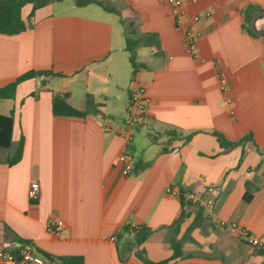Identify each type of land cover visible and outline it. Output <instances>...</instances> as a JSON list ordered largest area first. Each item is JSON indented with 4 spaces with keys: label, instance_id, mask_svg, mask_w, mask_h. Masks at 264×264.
Here are the masks:
<instances>
[{
    "label": "crops",
    "instance_id": "0c3cea01",
    "mask_svg": "<svg viewBox=\"0 0 264 264\" xmlns=\"http://www.w3.org/2000/svg\"><path fill=\"white\" fill-rule=\"evenodd\" d=\"M102 1L119 15L73 0L32 15L28 4L21 13L27 30L0 34V88L32 71L57 75L24 81L13 99H0V117L14 120L11 147L0 148V248L81 256L84 264H145L138 249L119 253L116 235L123 226L147 227L152 234L140 249L159 263L172 256L169 227L183 210L182 197L167 190L199 194L208 186L213 205L201 206L203 220L192 229L189 211L178 235H186L187 257L175 264H264V41L247 31L244 16L264 10V0H183L187 18H201L194 56L163 0ZM255 27L264 29V18ZM127 37L147 39L137 48L144 68L134 81ZM138 88L148 102L128 141L125 120ZM65 93L81 111L91 95L98 113L55 117L52 99ZM214 133L229 142L252 138L223 149ZM21 137L22 159L9 166ZM125 153L135 163L128 176ZM34 182L41 193L31 203ZM58 221L63 228L51 233ZM231 224L261 247L231 233Z\"/></svg>",
    "mask_w": 264,
    "mask_h": 264
},
{
    "label": "trees",
    "instance_id": "16d2710c",
    "mask_svg": "<svg viewBox=\"0 0 264 264\" xmlns=\"http://www.w3.org/2000/svg\"><path fill=\"white\" fill-rule=\"evenodd\" d=\"M62 1L64 0H0V34L9 36L19 35L27 30V25L23 21L21 15L22 9L26 5H32L33 15L36 10L42 7ZM73 2L77 8H83L89 5H98L106 12L116 13L119 15V12L114 7L107 6L102 0H73ZM254 12L255 10L253 8H249L244 12L245 21L247 24L246 29L252 36L254 35L250 30V20ZM260 38L264 41V36H261ZM146 40V38L143 40L133 39L129 37L126 38V51L129 54L133 81L137 73L142 68H144V65L140 64L137 61V48L142 42H146ZM38 76L51 78L56 77L57 75L50 71L28 72L18 77L14 82L8 84L3 88H0V99H13L15 96V91L19 84L23 83L24 81L34 79ZM68 100L69 94L67 93L54 95L52 99V113L55 117L84 119L89 115L98 113V105L95 103V100L91 95L86 96L87 108L84 111L74 108ZM13 126V113L10 116L0 117V148L9 149L11 147ZM214 136L217 138L220 146L223 149L235 148L252 138L250 135H248L237 142H229L223 135L219 133H214ZM23 147L24 140L23 137H21L16 150L7 160V164L9 166H14L21 161L23 156ZM181 202L183 210L179 218H177V220L169 227L173 234L172 237L168 240V244L172 251V256L170 258L159 263H154L148 260L145 251L143 249H140V247L152 234V230L147 227L131 228L130 226H123L116 235V238L118 240L117 248L119 253H122L123 251L131 252L135 249H138L136 254L145 264H175L178 261L186 258L187 256L183 252L184 240L186 238V235L185 237L178 239L181 225L184 223L185 219L190 216L189 211L191 209H194L196 213L194 221L191 225V229L199 225L200 221L203 220V208L197 203L191 200H186L183 197L181 198ZM20 243L22 245H29L28 242H24L22 240H20ZM39 253L42 259L49 262L50 264H84V259L81 256L56 257L43 251H39Z\"/></svg>",
    "mask_w": 264,
    "mask_h": 264
},
{
    "label": "built area",
    "instance_id": "2783aa9c",
    "mask_svg": "<svg viewBox=\"0 0 264 264\" xmlns=\"http://www.w3.org/2000/svg\"><path fill=\"white\" fill-rule=\"evenodd\" d=\"M163 1L170 8V13L174 19L176 30L184 35L185 44L187 46L189 54L194 56L196 54L197 41L199 39V34L195 31L194 26L201 20V18L196 16L189 20L186 15L183 0ZM221 90L223 93H227L229 91V88L225 82H222ZM147 102L148 100L145 96V90L143 88H138L134 93H132L130 97L128 116L125 120V125L130 130L127 137L128 141L131 140L132 133L137 128L138 124L143 122ZM123 159L125 162L123 175L128 176L133 172L135 168L134 158L130 153H125L123 155ZM213 191L214 189L212 187L206 186L199 194L187 193L181 195L179 192L174 190L173 187H171L167 190V193L173 196L183 197L186 200H191L198 205L209 209L213 205V199L209 197ZM40 193L41 190L39 183H32L28 190V198L30 202L36 203L39 200ZM63 226V222H55L49 226V231L51 233L59 232L63 228ZM229 230L231 233L238 235L250 246L254 248L261 247V242L255 239L246 228L240 227L236 224H231L229 226ZM112 240L115 241V238H113ZM0 261L3 264H45V261L41 257L34 255L31 252L30 248L27 246H20L16 251H6L0 248Z\"/></svg>",
    "mask_w": 264,
    "mask_h": 264
},
{
    "label": "water",
    "instance_id": "95a60500",
    "mask_svg": "<svg viewBox=\"0 0 264 264\" xmlns=\"http://www.w3.org/2000/svg\"><path fill=\"white\" fill-rule=\"evenodd\" d=\"M264 18V10L260 11V12H257L255 13L252 17H251V20H250V30L252 32V34L254 36H257V37H261V36H264V29L262 30H258L256 27H255V24L258 20Z\"/></svg>",
    "mask_w": 264,
    "mask_h": 264
},
{
    "label": "rangeland",
    "instance_id": "374dc122",
    "mask_svg": "<svg viewBox=\"0 0 264 264\" xmlns=\"http://www.w3.org/2000/svg\"><path fill=\"white\" fill-rule=\"evenodd\" d=\"M109 2L107 1V4H108ZM139 137V135L137 136V138Z\"/></svg>",
    "mask_w": 264,
    "mask_h": 264
}]
</instances>
